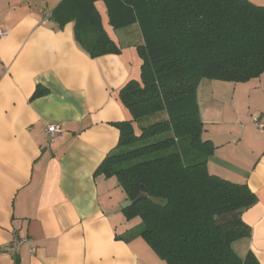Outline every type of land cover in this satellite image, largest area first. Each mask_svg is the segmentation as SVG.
Segmentation results:
<instances>
[{"label": "crops", "instance_id": "crops-1", "mask_svg": "<svg viewBox=\"0 0 264 264\" xmlns=\"http://www.w3.org/2000/svg\"><path fill=\"white\" fill-rule=\"evenodd\" d=\"M54 1V2H53ZM61 0H0V264H166L130 231L115 177L94 172L129 120L120 90L140 78L137 24L105 28L122 52L92 58L44 13ZM264 5V0H250ZM55 3V4H53ZM47 93L33 98L36 89ZM210 173L246 183L257 201L242 212L249 236L233 242L264 264V72L246 82L204 78L197 90ZM62 132L50 140L48 124ZM141 220V219H139ZM135 222V221H134ZM26 238L15 254L6 249Z\"/></svg>", "mask_w": 264, "mask_h": 264}, {"label": "trees", "instance_id": "trees-1", "mask_svg": "<svg viewBox=\"0 0 264 264\" xmlns=\"http://www.w3.org/2000/svg\"><path fill=\"white\" fill-rule=\"evenodd\" d=\"M137 24L140 78L120 90L129 120L116 122L120 139L95 176L115 177L138 216L140 236L166 264H261L233 242L250 235L242 212L256 201L246 183L212 174L215 145L203 138L197 90L202 79L246 82L264 72V5L250 0H61L52 10L60 27L74 22L75 37L92 58L122 52L105 28ZM38 87L33 98L47 93ZM150 118H153L150 121ZM157 138L154 141H150ZM150 197L168 200L165 207Z\"/></svg>", "mask_w": 264, "mask_h": 264}, {"label": "built area", "instance_id": "built-area-1", "mask_svg": "<svg viewBox=\"0 0 264 264\" xmlns=\"http://www.w3.org/2000/svg\"><path fill=\"white\" fill-rule=\"evenodd\" d=\"M51 18H52V10L46 11L44 13V19L50 20ZM8 35H9V30L4 27H0V41L3 40ZM254 122L257 125H259L262 129H264V125L261 123L259 118L257 117L254 118ZM62 130H63V127L60 123L53 122V123L48 124L46 128V134L48 138L52 141L62 132ZM26 241H27L26 238L15 237L6 250L12 254H15L18 248Z\"/></svg>", "mask_w": 264, "mask_h": 264}, {"label": "water", "instance_id": "water-1", "mask_svg": "<svg viewBox=\"0 0 264 264\" xmlns=\"http://www.w3.org/2000/svg\"><path fill=\"white\" fill-rule=\"evenodd\" d=\"M146 197H148V195H147V191H146V187H145V186H142V189H141V193H140V195H139L135 200H131V199H127V200H125V201L123 202V204H122V207H123V208H126V207L132 205L134 202H136V201H138V200H140V199L146 198ZM150 199H151L154 203H156L157 205H160V206H162V207H165V206H167V204H168V200L165 199V198H162V197H150Z\"/></svg>", "mask_w": 264, "mask_h": 264}, {"label": "rangeland", "instance_id": "rangeland-1", "mask_svg": "<svg viewBox=\"0 0 264 264\" xmlns=\"http://www.w3.org/2000/svg\"><path fill=\"white\" fill-rule=\"evenodd\" d=\"M54 2V1H53ZM53 4H55V3H53ZM97 6H98V8L100 9V11H101V13H102V16H103V18H106V16H107V13H106V7H105V4L103 3V1H99L98 3H97ZM153 120V118H150V121H152ZM157 138H153V139H151L150 141H154V140H156ZM123 204V202L121 203V205ZM140 218L138 217V216H136V217H133V218H130V219H127L128 221H131L132 223H138V225L137 226H135V228L134 229H132L129 233H130V235H135L136 233H138L139 232V230H140V224H141V220H139ZM135 221V222H134Z\"/></svg>", "mask_w": 264, "mask_h": 264}]
</instances>
